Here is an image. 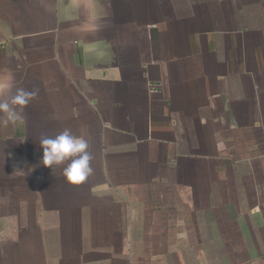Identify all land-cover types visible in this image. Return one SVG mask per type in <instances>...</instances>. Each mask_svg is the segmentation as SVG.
<instances>
[{"label":"crops","instance_id":"0c3cea01","mask_svg":"<svg viewBox=\"0 0 264 264\" xmlns=\"http://www.w3.org/2000/svg\"><path fill=\"white\" fill-rule=\"evenodd\" d=\"M19 88L0 264H264V0H0V102ZM64 129L79 185L41 162Z\"/></svg>","mask_w":264,"mask_h":264},{"label":"clouds","instance_id":"9594fccd","mask_svg":"<svg viewBox=\"0 0 264 264\" xmlns=\"http://www.w3.org/2000/svg\"><path fill=\"white\" fill-rule=\"evenodd\" d=\"M36 96L35 90L19 88L10 101L0 102V112L6 114L0 119V125L7 126L15 122L16 114L10 105L24 107ZM40 146L43 149L42 164L50 168L64 165L63 175L70 184H82L93 173V157L87 151L88 142L83 135H75L70 129H64L55 136H42Z\"/></svg>","mask_w":264,"mask_h":264},{"label":"built area","instance_id":"2783aa9c","mask_svg":"<svg viewBox=\"0 0 264 264\" xmlns=\"http://www.w3.org/2000/svg\"><path fill=\"white\" fill-rule=\"evenodd\" d=\"M61 1H64V2H69V1H71V0H61Z\"/></svg>","mask_w":264,"mask_h":264}]
</instances>
